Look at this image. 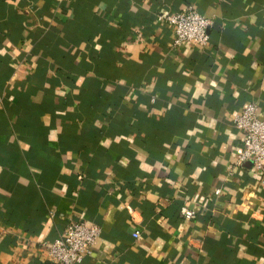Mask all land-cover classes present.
I'll return each mask as SVG.
<instances>
[{"label":"crops","instance_id":"crops-1","mask_svg":"<svg viewBox=\"0 0 264 264\" xmlns=\"http://www.w3.org/2000/svg\"><path fill=\"white\" fill-rule=\"evenodd\" d=\"M188 5L204 47L157 16ZM249 102L264 118V0H0V264H51L73 220L100 228L80 264H264Z\"/></svg>","mask_w":264,"mask_h":264},{"label":"built area","instance_id":"built-area-1","mask_svg":"<svg viewBox=\"0 0 264 264\" xmlns=\"http://www.w3.org/2000/svg\"><path fill=\"white\" fill-rule=\"evenodd\" d=\"M157 16L173 33L172 47L190 44L204 47L209 42L208 29L211 19L199 13L193 5L173 12H158ZM151 102L154 98L150 99ZM233 127L241 134V145L236 150V164L250 162L253 168L261 173L264 184V118L260 117L257 104L249 102L236 113ZM215 194L220 192L214 190ZM181 216L190 220L193 211L186 206L180 208ZM100 235L96 225H86L82 221L73 220L67 224L64 234L51 242L42 243L46 259L51 264H80L92 254L95 241ZM138 231L133 233L134 237Z\"/></svg>","mask_w":264,"mask_h":264}]
</instances>
